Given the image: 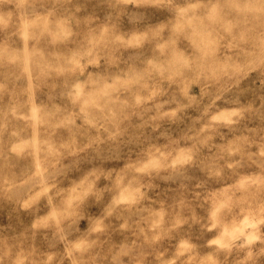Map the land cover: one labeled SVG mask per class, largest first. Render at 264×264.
<instances>
[{
    "label": "rangeland",
    "instance_id": "374dc122",
    "mask_svg": "<svg viewBox=\"0 0 264 264\" xmlns=\"http://www.w3.org/2000/svg\"><path fill=\"white\" fill-rule=\"evenodd\" d=\"M247 4L0 0V240L31 264H264Z\"/></svg>",
    "mask_w": 264,
    "mask_h": 264
},
{
    "label": "clouds",
    "instance_id": "9594fccd",
    "mask_svg": "<svg viewBox=\"0 0 264 264\" xmlns=\"http://www.w3.org/2000/svg\"><path fill=\"white\" fill-rule=\"evenodd\" d=\"M247 7L255 14L256 18L264 20V0H248ZM16 244L9 245L7 241L0 240V264H25L30 261L32 252L25 253L23 248H19ZM40 264H47L42 260Z\"/></svg>",
    "mask_w": 264,
    "mask_h": 264
}]
</instances>
